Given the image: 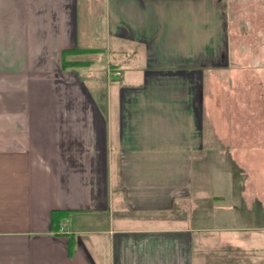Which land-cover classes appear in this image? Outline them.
<instances>
[{
  "label": "crops",
  "instance_id": "obj_1",
  "mask_svg": "<svg viewBox=\"0 0 264 264\" xmlns=\"http://www.w3.org/2000/svg\"><path fill=\"white\" fill-rule=\"evenodd\" d=\"M155 1L0 0V264H261L264 217L239 221L238 207L250 206L213 168L202 135L209 90L191 49L207 38L184 30L177 56L160 60L145 31ZM174 1L195 24L216 14L209 3ZM104 6L113 37L143 51L141 68L127 70L136 87L114 90V132L110 95L102 108L62 103L84 81L78 66L62 69L61 52L104 48L92 36ZM84 54L68 59L90 61ZM53 209L80 217L55 234Z\"/></svg>",
  "mask_w": 264,
  "mask_h": 264
},
{
  "label": "rangeland",
  "instance_id": "obj_2",
  "mask_svg": "<svg viewBox=\"0 0 264 264\" xmlns=\"http://www.w3.org/2000/svg\"><path fill=\"white\" fill-rule=\"evenodd\" d=\"M99 1L102 4L103 1L104 4L106 2ZM197 2L209 3V7L215 10L216 14L210 13L209 9L205 10L199 14L200 19H195L197 22L195 24L191 17L183 12V8L179 9L174 0H161L150 4L149 10L152 11H147L145 17L146 36L151 46L159 49L157 57L160 60L177 56L180 47L178 44L182 40L180 37L185 36L184 30L188 33V30L193 31V26H196V38H207L205 45L201 40L197 47L191 49L192 65L206 75V82L203 78L201 81L202 84L206 83L205 87L209 90L206 92L203 107L202 120L205 129L202 135L212 140L208 146L212 149L213 168L220 167L222 176L227 174L228 181L236 185V188H241L238 192H241V196L245 195L242 197L250 206L238 207L239 221L242 223V217L245 221H256L257 218L261 220L264 217V0H197ZM255 3H259V6ZM106 8L107 6L103 7L101 17L94 19L98 33L92 34L95 44L99 46L101 43L104 48L99 46L100 51L79 55L80 59L91 62L88 66H78L85 84L84 90H74V94H70L62 103L71 105L79 101L91 106L95 102L98 104L97 107L102 108L107 104V94L110 95L108 104L112 110L110 113L114 132L116 114L120 107L119 95L114 90L124 85L129 88L136 87L134 82L136 83L138 77L127 70L132 64L137 65L140 62V54L142 55L143 51L139 44L130 39L113 37L109 29L108 16H105ZM117 14L125 21L128 18L119 11ZM89 42L92 43L90 40ZM131 52L136 53L130 57ZM215 56L218 58L225 56L227 60L224 64L210 66L212 63L210 60ZM136 65L135 68H141V64ZM118 66L124 71V74L121 72L123 78L113 77L109 72ZM71 87L73 86L69 85L68 89ZM65 91L66 88L62 86V92ZM209 94L211 99L208 98ZM90 118L88 114L86 120ZM106 147L108 148V145ZM214 178L217 180V177ZM232 193L235 194L232 203L242 205L237 202L239 201L237 191ZM78 217L80 216L70 215L65 224L71 226L72 221H76ZM84 223L81 222L83 225ZM235 233L236 239L242 240L239 232ZM262 247L264 249V244ZM260 263L264 264V254Z\"/></svg>",
  "mask_w": 264,
  "mask_h": 264
},
{
  "label": "trees",
  "instance_id": "obj_3",
  "mask_svg": "<svg viewBox=\"0 0 264 264\" xmlns=\"http://www.w3.org/2000/svg\"><path fill=\"white\" fill-rule=\"evenodd\" d=\"M260 1V0H258ZM257 6H259V3H255ZM260 9V8H259ZM261 10V9H260ZM256 16V13H254ZM257 16H260L257 14ZM100 48H76V49H64L61 52L62 57V69L67 70L71 67H77V66H87L91 62L90 61H78V60H70L68 59L71 55L76 54H83V53H89V52H95L100 51ZM114 66V65H112ZM116 69V68H113ZM71 215V211L68 209H53L51 211V217H50V224H51V230L55 234H61L62 225L64 224L65 220L69 218ZM69 244H70V250L73 248V234H68Z\"/></svg>",
  "mask_w": 264,
  "mask_h": 264
},
{
  "label": "built area",
  "instance_id": "obj_4",
  "mask_svg": "<svg viewBox=\"0 0 264 264\" xmlns=\"http://www.w3.org/2000/svg\"><path fill=\"white\" fill-rule=\"evenodd\" d=\"M111 74H112L113 76H118V77L121 76V72H120L119 70L114 71V72H111Z\"/></svg>",
  "mask_w": 264,
  "mask_h": 264
}]
</instances>
